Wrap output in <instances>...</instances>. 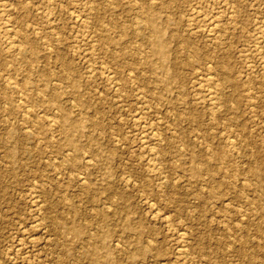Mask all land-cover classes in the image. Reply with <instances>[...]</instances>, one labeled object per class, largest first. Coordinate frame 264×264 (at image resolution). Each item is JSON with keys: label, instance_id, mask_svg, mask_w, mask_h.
<instances>
[{"label": "rangeland", "instance_id": "rangeland-1", "mask_svg": "<svg viewBox=\"0 0 264 264\" xmlns=\"http://www.w3.org/2000/svg\"><path fill=\"white\" fill-rule=\"evenodd\" d=\"M261 204L264 0H0V264H264Z\"/></svg>", "mask_w": 264, "mask_h": 264}, {"label": "bare ground", "instance_id": "bare-ground-1", "mask_svg": "<svg viewBox=\"0 0 264 264\" xmlns=\"http://www.w3.org/2000/svg\"><path fill=\"white\" fill-rule=\"evenodd\" d=\"M49 1H50V0H49ZM150 1H151V0H150ZM9 2H10V1H9ZM47 2H48V1H47ZM47 2H46V3H47ZM116 2H117V0H116ZM226 2H227V1H226ZM50 3H51V2H50ZM50 3H49V4H50ZM149 3H150V2H149ZM151 3H152V2H151ZM224 3H225V2H224ZM90 4H91V3H90ZM144 4H145V3H144ZM157 4H158V3H157ZM227 4H228V2H227ZM10 5H11V4H10ZM46 5H47V4H46ZM51 6H52V5H51ZM48 7H50V6H47V9H46L47 11L49 10ZM8 8H9V6H8ZM109 8H110V7H109ZM259 8H260V7H259ZM198 9H199V8H198ZM43 11H45V10H43ZM47 11H46V12H47ZM50 11H51V8H50ZM221 11H222V10H221ZM95 12H96V10H95ZM47 13H48V12H47ZM230 13H231V12H230ZM51 14H52V13H51ZM234 14H235V13H233V15H234ZM9 15H10V14H9ZM49 15H50V14H49ZM227 15H228V14H227ZM47 16H48V15H47ZM230 16H231V15H230ZM48 17H49V16H48ZM53 17H54V16H53ZM53 17H52V18H53ZM204 17H205V15H204ZM6 18H7V17H6ZM55 18H57V17H55ZM86 18H87V17H86ZM201 18H202V17H201ZM218 18H219V17H218ZM235 18H236V17H235ZM235 18H234V19H235ZM48 19L51 21L50 18H48ZM53 19H54V18H53ZM87 19H88V18H87ZM94 19H95V18H94ZM101 19H102V18H101ZM196 19H197V18H196ZM199 19H200V17H199ZM199 19H198V20H199ZM202 19H203V18H202ZM209 19H210V18H209ZM214 19H215V18H214ZM46 20H47V19H46ZM49 20H47V21H49ZM56 20H57V19H56ZM167 20H168V19H167ZM207 20H208V19H207ZM208 21H209V20H208ZM232 21H233V20H232ZM92 22H93V20H92ZM206 22H207V21H206ZM233 22H234V21H233ZM47 23H48V22H47ZM54 23H55V21H54ZM83 23H84V22H83ZM207 23H208V22H207ZM211 23H212V22H211ZM51 24H52V23H51ZM202 24H203V23H202ZM205 24H206V23H205ZM82 25H83V24H82ZM203 25H204V24H203ZM210 25H211V24H210ZM215 25H216V24H215ZM215 25H214V26H215ZM219 25H220V24H219ZM53 26H54V25H53ZM220 26H221V25H220ZM220 26H217V27H220ZM204 27H205V26H204ZM211 27H212V26H211ZM215 27H216V26H215ZM8 28L10 29V28H12V27H8ZM207 28H209V27H207ZM4 29H5V28H4ZM139 29H140V28H139ZM193 29H194V28H193ZM204 29H205V28H204ZM215 29H216V28H215ZM6 30H7V29H6ZM109 30H110V29H109ZM206 30H207V29H206ZM208 30H210V32L212 33V32H214V27H213V28H210V29H208ZM218 30H219V29H218ZM221 30H222V29H221ZM225 30H226V29H225ZM7 31H8V30H7ZM138 31H139V30H138ZM3 32H4V31H3ZM24 32H25V31H24ZM6 33H7V32H6ZM215 33H218V36H217V37H219V33H220V32H216V31H215ZM221 33H222V32H221ZM221 33H220V34H221ZM4 35H5V34H4ZM19 35H20V34H19ZM88 35H89V34H88ZM147 36H148V35H147ZM5 37H7V36H5ZM8 38H9V37H8ZM16 38H17V37H16ZM21 38H22V37H21ZM211 38H212V37H211ZM6 39H7V38H6ZM6 39H5V40H6ZM9 39H10V38H9ZM18 39H19V37H18ZM27 39H28V38H27ZM136 39H137V38H136ZM147 39H148V38H147ZM21 40H22V39H21ZM29 40H31V39H29ZM32 40H33V39H32ZM17 41H18V40H17ZM17 41H16V42H17ZM9 42H10V41H9ZM11 42H12V41H11ZM11 42H10V43H11ZM16 42H15V43H16ZM33 42H34V41H33ZM140 42H141V41H140ZM5 43H7V42H5ZM15 43H14V44H15ZM35 43H36V42H35ZM94 43H95V41H94ZM8 44H9V43H8ZM11 44H13V43H11ZM16 45L18 46L17 43H16ZM19 45H20V43H19ZM133 45H134V44H133ZM11 46H13V45H11ZM20 46H21V45H20ZM91 46H92V45H91ZM6 48H7V47H6ZM8 48H10V47H8ZM14 48H15V46H14ZM17 48H18V47H17ZM17 50H18V49H17ZM20 50H22V49L19 48V51H20ZM30 52H31V51H30ZM155 52H156V51H155ZM10 53H11V52H10ZM16 53H17V52H16ZM20 53H21V51H20ZM25 53H29V49H28V51L25 52ZM15 55H16V54H15ZM28 55H29V54H27V56H28ZM22 57H24V56H22ZM17 59H19V58H17ZM21 59H22V58H21ZM141 59H142V58H141ZM22 60H23V59H22ZM142 60H143V59H142ZM18 61H19V60H18ZM249 62H250V61H249ZM19 63H21V61H19ZM22 63H23V64L25 63L24 60H23ZM246 63H247V62H246ZM23 64H22V65H23ZM101 64H102V63H101ZM253 64H254V63H253ZM22 65H21V66H22ZM27 65H28V64H27ZM27 65H26L25 69L27 68ZM210 65H211V64H210ZM28 66H29V65H28ZM195 67H196V66H195ZM21 68H22V67H21ZM23 69H24V68H23ZM25 69H24V71H25ZM108 69H109V68H108ZM18 70H19V68H18ZM21 70H22V69H21ZM21 70H19V71H21ZM89 70H90V69H89ZM134 71H135V70H134ZM21 72H22V71H21ZM29 73H30V72H29ZM16 74H17V73H16ZM21 74H22V73H21ZM30 74H31V73H30ZM105 74H106V73H105ZM19 75H20V74H19ZM19 75H18V76H19ZM108 75H109V74H108ZM110 75H112V74H110ZM140 75H141V74H140ZM18 76H16V77L19 78L20 76H19V77H18ZM24 76H25V75L22 74V77H24ZM208 76L210 77L211 75H208ZM212 76H213V75H212ZM212 76H211V79H212ZM12 77H14V76H12ZM89 77H90V76H89ZM111 77H112V76H111ZM203 77H205V76H203ZM106 78H107V76H106ZM62 79L64 80L63 77H62ZM181 79H182V78H181ZM15 80H16V79H15ZM69 80H70V79H69ZM209 80H210V79H209ZM66 81H67V80H66ZM66 81H65V82H66ZM113 81H114V80H113ZM113 81H112V82H113ZM207 81H208V78H207ZM211 81H212V80H211ZM214 81H215V79H214ZM25 82H26V81H25ZM7 83H9V82H7ZM118 83H119V82H118ZM118 83H117V84H118ZM211 83H212V82H211ZM215 83H217V82H215ZM13 84H14V83H13ZM70 84H71V83H70ZM110 84H111V83H110ZM213 84H214V83H213ZM218 84H219V83H218ZM118 85H119V84H118ZM214 85H215V84H214ZM11 86H12V85H11ZM22 86H23V85H22ZM25 86H26V85H25ZM112 86H113V85H112ZM212 86H213V85H212ZM20 87H21V86H20ZM23 87H24V86H23ZM27 87H28V85H27ZM31 87H32V86H31ZM35 87H37V86L35 85ZM209 87H210V86H209ZM214 87H215V86H214ZM24 88H25V87H24ZM28 88H29V87H28ZM113 88H114V87H113ZM33 89H34V88H33ZM115 89H117V87L114 88V91H115ZM206 89H207V88H206ZM22 90H23V89H22ZM24 90H25V89H24ZM24 90H23V91H24ZM29 90H31V89H29ZM39 90H40V89H39ZM204 90H205V89H204ZM207 90H208V89H207ZM209 90H210V89H209ZM211 90H212V89H211ZM211 90H210V91H211ZM25 91H26V90H25ZM25 91H24V93H27V92H25ZM116 91H117V90H116ZM116 91H115V92H116ZM38 92H40V91H38ZM41 92H42V90H41ZM119 92H120V91H119ZM135 92H136V90H135ZM31 93H32V91H31ZM33 93H34V90H33ZM136 93H137V92H136ZM220 93H221V92H220ZM210 94H211V95H210ZM213 94H214V95L217 94V93H216V90H215V92H214ZM213 94H212V93H209V91H208V96L212 97ZM27 95H28V93L26 94V97H27ZM30 95H32V94H30ZM34 95H35V94H34ZM218 95H219V97H220V94H218ZM28 96H29V95H28ZM112 97H113V96H112ZM206 97H207V95H206ZM217 97H218V96H217ZM28 98H29V97H27V99H28ZM204 99H205V98H204ZM55 100H56V99H55ZM21 101H22V100H21ZM19 102H20V101H19ZM56 102H57V101H56ZM122 103H123V102H122ZM218 104H219V106H218L219 108L225 106V103H224L222 100H221V101H218ZM138 105H139V104H138ZM250 106H251V105H250ZM218 107H217V108H218ZM143 110H144V109H143ZM149 110H150V109H149ZM133 113H134V112H133ZM218 113H219V112H218ZM61 116H62V115H61ZM213 116H214V114H213ZM215 118H216V117H215ZM217 118H218V117H217ZM72 119H73V118H72ZM145 121H146V120H145ZM159 121H160V120H159ZM140 126H141V125H140ZM144 126H145V125H144ZM150 127H151V126H150ZM25 128H26V127H25ZM148 130H149V128H148ZM148 130H147V131H148ZM149 131H150V130H149ZM144 133H145V132H144ZM241 133H242V132H241ZM145 134H148V133H145ZM162 134H163V133H162ZM62 135H63V133H62ZM62 135H61V136H62ZM143 135H144V134H143ZM221 135H222V134H221ZM238 135H239V134H238ZM151 136H153V137H152L153 142H154L153 144H155L156 146L159 145V142H160L161 140H159V138L157 137V135L154 134V133H152V135H150V137H151ZM168 136H169V135H168ZM245 136H246V135H245ZM27 137H28V136H27ZM27 137H26V138H27ZM65 137H66V136H64V138H65ZM147 137H148V136H147ZM150 137H149V138H150ZM160 137H161V136H160ZM197 137H198V136H197ZM26 138H25V139H26ZM142 138H143V137H142ZM140 139H141V138H140ZM143 139H144V138H143ZM231 139H232V138H231ZM141 140H142V139H141ZM145 140H146V138H145ZM143 141H144V140H143ZM59 142H60V141H59ZM145 142H146V141H145ZM63 144H64V143H63ZM143 144H144V143H143ZM143 144H142V145H143ZM146 144H147V143L144 144V145H145L144 148L146 147ZM149 144L152 145V142L149 143ZM241 144H242V142H241ZM178 145H179V144H178ZM230 145L233 146V147H236V146L239 147V143H238V142L235 143V141H234L233 139H232ZM153 146H154V145H153ZM66 147H68V146H66ZM147 147H148V146H147ZM150 148H151V147H150ZM167 148H168V147H167ZM147 149H148V148H147ZM155 149H156V147H155ZM155 149H154V151H155ZM148 150H149V149H148ZM68 151H69V150H68ZM152 151H153V147H152ZM156 151H157V149H156ZM65 152H66V151H65ZM142 153H143V152H142ZM150 153H151V152H150ZM202 153H203V152H202ZM145 154H146V153H145ZM148 154H149V153H148ZM241 154H242V153H241ZM149 155H150V154H149ZM149 155H148V156H149ZM168 155H169V154H168ZM7 156H8V155H7ZM151 156H152V158H151ZM151 156H149V157L151 158V162H152V161H154V163L157 162V160H158V158H159V157L157 156V153H156V152H152V153H151ZM183 156H184V155H182V157H183ZM200 156H201V155H200ZM5 157H6V156H5ZM241 157H242V155H241ZM160 158H163V157H160ZM199 158H200V157H199ZM87 159H88V158H87ZM147 159L150 160L149 158H147ZM147 159H146V160H147ZM167 159H168V158H167ZM180 159H181V158H180ZM241 159H242V158H241ZM245 159H246V158H245ZM84 160H85V159H84ZM243 160H244V159H243ZM87 161H88V160H87ZM159 161H161V160H159ZM180 161H181V160H180ZM240 161L242 162V160H240ZM245 161H246V160H244V163H245ZM246 162H247V161H246ZM152 163H153V162H152ZM160 163H161V162H159V164H160ZM184 163H185V161H184ZM250 163H251V162H250ZM250 163H249V164H250ZM64 164H65V163H64ZM156 164H157V163H156ZM156 164H155V166H156ZM181 164H182V163H181ZM185 164H186V163H185ZM182 165H183V164H182ZM240 165H241V164H240ZM145 166H146V165H145ZM150 166H151V165H150ZM157 166H158V165H157ZM162 166H163V165H162ZM197 166H198V165H197ZM148 167H149V166H148ZM169 167H170V166H169ZM169 167H168V168H169ZM195 167H196V165H195ZM229 167H230V166H229ZM161 168H162V167H160V168H158V169L160 170ZM164 168H165V167H164ZM156 169H157V168H156ZM197 169H198V167H197ZM227 169H228V168H227ZM153 170H154V168H153ZM169 170H171V169H169ZM187 170H188V169H187ZM228 170H229V169H228ZM156 171H157V170H156ZM156 171H155V172H156ZM202 172H203V171H202ZM205 172H206V171H205ZM205 172H204V173H205ZM226 172H228V171H226ZM192 173H193V172H192ZM197 173H199V171H197ZM247 174H248V173H247ZM209 175H210V174H209ZM248 175H249V174H248ZM156 176H158V179L160 180V184H159V185H161V186L163 185L162 187H165V186L167 185V184H166V181H165V180H162V179H165V177L162 176V177H163V178H162L160 174H158V175H156ZM251 176H252V175H251ZM159 177H161V178H159ZM236 177H237V176H236ZM245 177H246V176H245ZM252 177H253V176H252ZM237 178H238V177H237ZM249 178H250V175H249ZM129 179H130V178H129ZM220 179H221V178H220ZM222 179L224 180V178H222ZM209 180H210V179H209ZM236 180H237V179H236ZM162 181H164V182H162ZM245 181H246V180H245ZM249 181H250V180H249ZM240 182H242V180H241ZM246 182H248V181H246ZM210 183H211V182H210ZM242 184H243V183H242ZM173 185H174V184H173ZM243 186H244V184H243ZM166 187H167V186H166ZM166 189H167V188H166ZM250 189H251V188H250ZM162 190H163V189H162ZM243 190H244V189H243ZM251 191H252V189H251ZM253 191H254V190H253ZM165 192H166V191H165ZM245 193H246V192H245ZM245 193H244V194H245ZM249 193H250V192H249ZM252 193H254V192H252ZM32 194H33V193H32ZM162 194H163V193H162ZM33 195H34V194H33ZM250 195H251V194H250ZM202 196H203V195H202ZM209 196H210V195H209ZM211 196H212V195H211ZM249 198H250V197H249ZM251 198H253V197H251ZM33 199H34V198H33ZM243 200H244V199H243ZM260 200H261V199H260ZM152 201H153V200H152ZM149 202H150V201H149ZM246 202H247V201H246ZM245 204H246V203H245ZM251 204H252V203H251ZM251 204L248 203L247 205H250V207H252ZM253 204H254V203H253ZM258 204H260V203H258ZM258 204H255L256 207L259 206ZM38 205H39V204H38ZM261 205L264 206V204H261ZM261 205H260V209H261ZM253 206H254V205H253ZM245 207H246V206H245ZM245 207H244V208H245ZM247 207L249 208V206H247ZM241 208H242V207H241ZM245 209H246V208H245ZM250 209H252V208H250ZM253 209H254V208H253ZM253 209H252V210H253ZM258 210H259V209H258ZM241 211H243V210L241 209ZM255 211H256V210H255ZM247 212H248V210H247ZM252 212H253V211H252ZM252 212H251V210H250V213H252ZM168 214H169V213H168ZM190 214H191V213H190ZM253 214H254V213H253ZM253 214H250V215H253ZM263 214H264V213H263ZM242 215H243V214H242ZM242 215H241V217L244 219L245 217L242 216ZM246 215H247V214H246ZM258 215H259V214H258ZM248 216H249V215H248ZM258 217H259V216H258ZM260 217H261V216H260ZM262 217H263V216H262ZM43 218H44V217H43ZM252 219H253V218H252ZM198 220H199V219H198ZM254 220H255V219H254ZM62 221H63V220H62ZM62 221H61V222H62ZM249 221H250V220H249ZM125 222H126V220H125ZM236 223H237V222H236ZM242 223H243V222H242ZM67 224H68V223H67ZM245 224H246V223H245ZM245 224H244V225H245ZM247 224H248V223H247ZM255 224H256V223H255ZM257 224H258V223H257ZM61 225H62V223H61ZM63 225H64V224H63ZM73 225H74V224H73ZM204 225H205V224H204ZM239 225H240V224H239ZM258 225H259V224H258ZM59 226H60V225H59ZM69 226H70V225H69ZM74 226H75V225H74ZM240 226H241V225H240ZM249 226H250V225H249ZM77 227H78V226H75L74 228H77ZM126 227H127V226H126ZM236 227H238V226L236 225ZM58 228H61V227H58ZM68 228H70V227H68ZM255 228H256V227H255ZM255 228H253V229L255 230ZM262 228H263V227H262ZM262 228H261V231H262ZM62 229H63V228H62ZM227 229H228V228H227ZM253 229H252V230H253ZM68 230H69V229H68ZM75 230H76V229H75ZM244 230H246V229H244ZM254 230H253V231H254ZM76 231H77V230H76ZM179 231H180V230H179ZM235 231H236V230H235ZM73 232H74V230L72 231V233H73ZM78 233H80V231H78ZM228 233H229V232H228ZM69 234H70V233H69ZM251 234H252V233H251ZM257 234H259V233L257 232ZM260 234H261V232H260ZM71 235H72V234H71ZM181 235H182V234H181ZM183 235H184V234H183ZM225 235H226V234H225ZM255 235H256V234H255ZM78 236H80V235H78ZM251 236H252V235H251ZM251 236H250V237H251ZM253 236H254V235H253ZM30 237H31V236H30ZM72 237H74V236H72ZM90 237H91V236H90ZM100 237H102V236H100ZM100 237L98 236V238H100ZM228 237H229V236H228ZM233 237H234V235H233ZM28 238H29V237H28ZM80 238H81V237H80ZM80 238H79V239H80ZM95 238H96V237H95ZM178 238H179V237H178ZM226 238H227V237H226ZM252 238H253V237H252ZM255 238H256V237H255ZM90 239H91V238H90ZM77 240H78V239H77ZM180 240H183V239H180ZM234 240H235V239H234ZM93 242H94V241H93ZM238 242H239V241H238ZM248 242H249V241H247V240L245 239V240L243 241V244L247 245ZM96 243H97V241H96ZM240 244H241V243H240ZM241 245H242V244H241ZM245 245H244V246H245ZM94 246H95V245H94ZM98 246H100V245H98ZM228 246H230V245H228ZM242 246H243V245H242ZM251 246H252V245H251ZM254 246H255V245H254ZM254 246H253V247H254ZM91 247H92V246H91ZM184 247H185V246H184ZM230 247H231V246H230ZM95 248H96V247H95ZM198 248H199V247H198ZM246 249H247V248H246ZM197 250H198V249H197ZM248 251H249V250H248ZM84 252H85V251H84ZM92 252H93V251H92ZM92 252H91V255H92ZM87 253H88V252H87ZM98 254H99V253H98ZM98 254H97V255H98ZM177 254H178V256H182V257H187V256L189 255V253L186 252L184 249H178ZM192 254H193V253H192ZM197 254H198V253H197ZM83 255H84V254H83ZM174 255H175V254H174ZM238 255H239V254H238ZM241 255H242V254H241ZM89 256H90V255H89ZM94 256H95V255H94ZM178 256H177V257H178ZM191 256H192V255H191ZM83 257H84V256H83ZM86 257H87V256H86ZM93 258H95V257H93ZM93 258H92V259H93ZM98 258H99V257H98ZM37 259H38V258H37ZM57 259H58V258H57ZM79 259L83 260L82 258H79ZM84 259H85V257H84ZM86 259H88V260H86V261H89V263L92 262V260H91V262H90L89 257L86 258ZM90 259H91V258H90ZM183 259H184V258H183ZM94 260H96V259H94ZM189 260H190V259H189ZM185 261L188 262L187 258L185 259ZM106 262H107V261H106ZM250 262H251V261H250ZM177 263H178V262H177ZM188 263L190 264V261H189ZM91 264H93V263H91ZM106 264H107V263H106Z\"/></svg>", "mask_w": 264, "mask_h": 264}]
</instances>
